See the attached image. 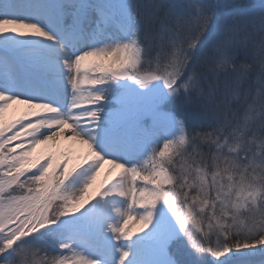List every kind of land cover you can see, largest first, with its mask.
<instances>
[{"label":"snow or ice","instance_id":"obj_1","mask_svg":"<svg viewBox=\"0 0 264 264\" xmlns=\"http://www.w3.org/2000/svg\"><path fill=\"white\" fill-rule=\"evenodd\" d=\"M0 264H264V0H0Z\"/></svg>","mask_w":264,"mask_h":264},{"label":"bare ground","instance_id":"obj_2","mask_svg":"<svg viewBox=\"0 0 264 264\" xmlns=\"http://www.w3.org/2000/svg\"><path fill=\"white\" fill-rule=\"evenodd\" d=\"M19 115V111L17 110V107H14L13 109H10L7 116H6V120H11L15 117H17ZM39 151V149H38Z\"/></svg>","mask_w":264,"mask_h":264}]
</instances>
